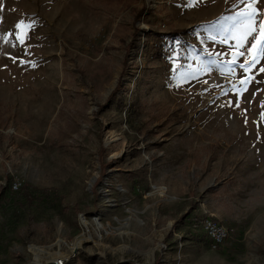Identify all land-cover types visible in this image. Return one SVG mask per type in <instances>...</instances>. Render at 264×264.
I'll list each match as a JSON object with an SVG mask.
<instances>
[{
	"label": "rangeland",
	"instance_id": "374dc122",
	"mask_svg": "<svg viewBox=\"0 0 264 264\" xmlns=\"http://www.w3.org/2000/svg\"><path fill=\"white\" fill-rule=\"evenodd\" d=\"M246 10L0 0V264H264V59L219 42Z\"/></svg>",
	"mask_w": 264,
	"mask_h": 264
},
{
	"label": "snow or ice",
	"instance_id": "6c2138e0",
	"mask_svg": "<svg viewBox=\"0 0 264 264\" xmlns=\"http://www.w3.org/2000/svg\"><path fill=\"white\" fill-rule=\"evenodd\" d=\"M241 3L246 4L247 10L238 12L236 16L225 18L235 22L234 29L229 38L219 41L220 43H228V39L235 41V44L230 46L232 59L227 61L230 72H234V66H238L244 72H250L260 62L261 59H264V19H259V17H264V12H261L256 7H254V5L257 3V0H241ZM31 27V24H26L23 20L16 24V28L18 30L30 29ZM25 38L26 32L23 36L21 33H17V39L21 44L24 43ZM209 38L214 41L216 40L215 36H210ZM246 45L249 46L246 47ZM246 53L251 55V60L245 59L243 63H238L241 57L246 56ZM208 55L221 57L226 54L208 53ZM178 58L179 53H177L175 59ZM21 63L23 64L26 62L21 61ZM259 71L264 72V67H261ZM251 80V76L247 77L246 79H241L240 84L243 87L237 89L238 95H242V93L247 90V85L251 82ZM235 106L238 107L239 105L236 104ZM262 107H264V102H262Z\"/></svg>",
	"mask_w": 264,
	"mask_h": 264
},
{
	"label": "built area",
	"instance_id": "2783aa9c",
	"mask_svg": "<svg viewBox=\"0 0 264 264\" xmlns=\"http://www.w3.org/2000/svg\"><path fill=\"white\" fill-rule=\"evenodd\" d=\"M18 185H14V189H17ZM201 225L204 229L205 234L209 238L211 247L213 249H220L222 248L229 238V229L222 224L221 222L206 216L201 220ZM56 264H64V260L61 259L57 261Z\"/></svg>",
	"mask_w": 264,
	"mask_h": 264
},
{
	"label": "bare ground",
	"instance_id": "6f19581e",
	"mask_svg": "<svg viewBox=\"0 0 264 264\" xmlns=\"http://www.w3.org/2000/svg\"><path fill=\"white\" fill-rule=\"evenodd\" d=\"M235 99H236V98H235ZM110 141H111V140H110ZM109 143H110V142H109ZM161 189H162V188H161ZM164 192H165V191L162 190V194H164ZM98 219H99V218H98ZM98 219H97V220L94 219V220H95V222H97L99 228H100V227H103V229H104L106 232H108V230L105 228L104 224H103L101 221H99ZM84 223H85V222H84ZM87 223H88V222H86L85 224H87ZM100 233H101V232H100ZM80 240H81V239H80ZM73 248L76 249V250L79 249V248H81V242H80V241L75 242V243H74V246L72 247V250L74 251Z\"/></svg>",
	"mask_w": 264,
	"mask_h": 264
},
{
	"label": "trees",
	"instance_id": "16d2710c",
	"mask_svg": "<svg viewBox=\"0 0 264 264\" xmlns=\"http://www.w3.org/2000/svg\"><path fill=\"white\" fill-rule=\"evenodd\" d=\"M116 93H117V89H115V91H114V94H116ZM101 151L103 152V151H104V148H102ZM25 188H26V187H25ZM12 191L15 192V191H17V189H12ZM25 192H27L26 195H27L28 197H31V195L29 194L28 190H25Z\"/></svg>",
	"mask_w": 264,
	"mask_h": 264
},
{
	"label": "water",
	"instance_id": "95a60500",
	"mask_svg": "<svg viewBox=\"0 0 264 264\" xmlns=\"http://www.w3.org/2000/svg\"><path fill=\"white\" fill-rule=\"evenodd\" d=\"M29 264H34V263L31 262V263H29Z\"/></svg>",
	"mask_w": 264,
	"mask_h": 264
}]
</instances>
